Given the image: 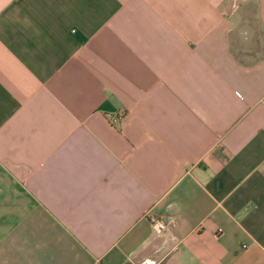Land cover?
I'll use <instances>...</instances> for the list:
<instances>
[{"label":"crops","instance_id":"crops-1","mask_svg":"<svg viewBox=\"0 0 264 264\" xmlns=\"http://www.w3.org/2000/svg\"><path fill=\"white\" fill-rule=\"evenodd\" d=\"M138 261L264 264V0H0V264Z\"/></svg>","mask_w":264,"mask_h":264},{"label":"rangeland","instance_id":"rangeland-1","mask_svg":"<svg viewBox=\"0 0 264 264\" xmlns=\"http://www.w3.org/2000/svg\"><path fill=\"white\" fill-rule=\"evenodd\" d=\"M146 263H148V264H163L162 262H158V261H147ZM133 264H142V262L138 261V262L133 263Z\"/></svg>","mask_w":264,"mask_h":264}]
</instances>
